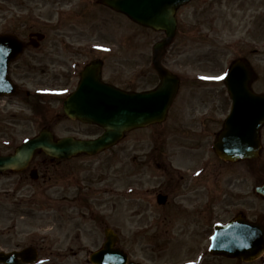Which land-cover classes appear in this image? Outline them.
<instances>
[{"label":"rangeland","instance_id":"rangeland-1","mask_svg":"<svg viewBox=\"0 0 264 264\" xmlns=\"http://www.w3.org/2000/svg\"><path fill=\"white\" fill-rule=\"evenodd\" d=\"M79 1L67 0L66 3L74 5ZM65 4L57 0H14L12 7L8 0L5 2L6 8H13L16 31L26 39L31 28L45 29V26H48L49 38L44 51L39 54L31 53L28 57H57L55 50L58 52L57 47L61 41L73 42L84 48L88 45L95 48L98 44H103L110 47H107L110 49V55H105L107 78L116 75L114 79L118 80L116 82L120 86L135 90L146 89L148 85L155 83L158 76L151 66L153 45L164 37V33L138 25L103 4L98 6L97 0L82 2L89 14L87 18H83L78 12L62 17L63 12L59 6ZM10 14L12 13L8 12V15ZM177 17L178 33L164 58V63L173 71L181 73L183 78L202 72L212 81L205 89L196 86L191 90L195 91L198 99L194 103L195 109L202 107L199 101L205 100L203 93L207 96L205 108L192 112L184 109L183 105H189L186 102L177 103L176 106L181 110L180 120L179 117L171 115L165 126V130L171 128L168 137L172 136L174 141H179L187 129L185 127L194 124L192 121L201 122V128H206L203 133L220 129V121L228 112L231 101L225 85L216 83L214 79L225 75L231 61L247 57L258 74L253 88L256 91H264V0H194L188 6H183L177 12ZM205 17L207 22L203 20ZM76 21L85 22L79 24L85 35L71 34ZM63 32L64 36H60ZM238 41L240 44H237ZM82 51H78L79 56L71 51L63 52L62 57L64 56L68 63L66 71L72 70L73 61L86 60L95 55L90 56V53ZM100 53L97 54L103 56L102 52ZM50 65L55 69V73L48 74V86L53 83L58 87L72 88L77 76L72 77L73 81L72 78L58 79L56 66ZM51 66L48 65L49 68ZM190 81L185 79V85ZM188 90L183 87V92ZM50 101V104H42L44 108H33L31 105L32 111L17 112L28 114L29 120L17 116L16 113L11 115L9 111H5L7 104L0 102V128L8 130L15 145L37 134L50 119L52 129L59 137L74 135L91 138L102 133L101 128L68 119L61 109V101ZM189 103L192 101L189 100ZM203 112H207V115H203ZM58 113L62 114L61 117H57ZM207 123L215 126H207ZM10 136L0 134V141L9 139ZM139 136V131H134L108 152L63 162L57 166L55 177L47 183L32 184L23 176L24 180L33 186H28L25 192L20 189L15 192L12 189L13 183L22 177L11 176L10 181L9 176L0 177V190L3 191L0 192V230H6L7 225L12 222L9 220L11 215L2 208L14 206L17 217L23 213L32 214L31 218L17 220L18 230L24 234L15 229V243L28 246L31 242L41 241V237H45L42 242L45 249L58 252L61 256L67 252L74 253V256L63 257L64 264H84L88 250L100 247L105 241L104 228L107 226L119 234L117 245L128 251L135 260L145 264H189L202 251L201 245L206 243L205 237L210 232L211 222L209 207L214 206L212 201L216 196H221L224 201L214 208L218 213L214 214L215 220L225 221L239 209H243L251 217L264 216V198L253 190L254 185L264 179V152L256 161L236 166L216 157L209 160L205 173L198 181L213 191V197L209 199L211 193L206 197V193L192 192L188 209L178 207L172 202L159 205L155 201L156 194L152 193L138 196L137 192L130 195L128 187H154L158 181L150 176L149 171L143 170L145 177L132 159L138 152ZM201 152L208 158L212 157L210 153L206 154L204 149ZM189 153H180L179 156L183 159H175L174 165L186 167L187 161L184 159L193 157ZM197 158L199 157H194V160ZM199 161H192L194 164L187 167L188 172L195 169ZM131 166L133 167L130 168ZM232 169L235 170L233 177ZM230 179L234 184L230 183ZM63 185L66 189L61 190L59 187ZM77 186L83 189V200L73 198L77 195ZM195 188L200 190L202 187L195 185ZM89 199L92 213L81 207V203ZM208 199L209 207L206 201ZM19 202L26 205L12 204ZM196 204L194 208L193 205ZM175 209L182 214L171 222V216L177 214ZM262 220L264 222V218ZM141 228L148 230L138 233L137 230ZM28 231L31 234L26 236ZM2 236L0 235V239H7L6 235ZM71 250L73 252H70ZM263 259L241 264H264ZM203 264L238 262L229 257L209 255Z\"/></svg>","mask_w":264,"mask_h":264},{"label":"water","instance_id":"water-1","mask_svg":"<svg viewBox=\"0 0 264 264\" xmlns=\"http://www.w3.org/2000/svg\"><path fill=\"white\" fill-rule=\"evenodd\" d=\"M189 0H104L113 8L125 12L138 23L165 30L167 38L155 46L154 60L159 69L162 83L148 92H126L100 79L101 61L96 60L82 72L79 89L65 103L66 113L71 118L96 123L105 128L103 135L96 139L83 140L66 137L55 141L50 132L43 131L37 138L18 147L16 154L0 157V168H22L26 166L37 147L53 156L70 157L78 153H98L116 144L124 132L147 126L165 119L171 101L177 92L178 80L159 64L158 50L173 38L176 29L175 12ZM253 72L242 61L233 64L226 84L234 108L224 125L216 143L217 153L226 160L254 157L260 147V127L264 124V96L254 94L250 89ZM243 222V220H239ZM235 224L221 227L214 241V252L228 256L238 255L243 260H251L264 251V236L254 235L250 246L243 245L235 238L242 230ZM244 223H240L242 226ZM115 239L108 235L104 249L97 252L98 264H124L122 254L113 249ZM108 253L112 256H108ZM126 258V256L124 255ZM107 262V263H106Z\"/></svg>","mask_w":264,"mask_h":264},{"label":"flooded vegetation","instance_id":"flooded-vegetation-1","mask_svg":"<svg viewBox=\"0 0 264 264\" xmlns=\"http://www.w3.org/2000/svg\"><path fill=\"white\" fill-rule=\"evenodd\" d=\"M7 0H0V33H15V16L13 14L8 15V12L13 13V8L9 10L5 7V2ZM13 7V1L14 0H8ZM42 28L40 27H33L28 31V35L37 31H41ZM48 37V35H47ZM24 41H27L24 36L21 38ZM37 39V38H35ZM29 42V40H28ZM30 43L38 44L36 40L30 41ZM39 47L37 49H42V52L44 51V47H40V43L38 44ZM58 52L55 53L57 57L54 58H47V57H28L29 54H38L35 49H33L30 45L27 46V48L24 50L22 56L9 64L8 67V76L11 80L12 85V91H17V95H19L18 100V108L25 109L27 106H30L31 103L38 104L39 107H44L42 104H50L51 101L55 102H64V97L60 98H47L45 96H37L34 94V85L30 89V85L32 83L40 82L41 84L48 86L46 76L48 75V71L55 72V69L51 66L50 68L47 67L48 64H53L56 66V70H58L59 75H56V77L60 78H72V70L66 71L67 61L64 60V56L62 57L63 52L65 49L70 50L76 55H80L78 51L75 50V48L71 45H68L64 43L63 41L60 42V46L57 47ZM81 71H79L80 74ZM50 87H56V84L50 83ZM32 98L36 100H31ZM1 99V98H0ZM156 126L153 125L149 127L150 129H154ZM185 133L183 135L189 136H195L196 139L200 140L203 136V133L199 131V128L194 127H186ZM148 129V128H146ZM171 130V128H170ZM155 135H158L161 137L162 130L159 128H155L154 132ZM142 140V139H141ZM192 143H195L197 146H195V149L198 150L199 148V141L193 140ZM162 145V144H161ZM206 148V147H205ZM143 155L140 159V170L144 167L150 168L152 171H156L158 174L153 176L158 179L157 184L153 187L156 190H153L152 194H158V193H164L168 196L167 204H170L171 202L178 207L182 205L184 201H188L190 197V193L195 191H200L203 194L206 193V197L208 195L207 189L208 187L204 185L203 183L199 182L198 177H191L188 174V171H183L180 169H177L171 161V141L168 143V149L167 153L159 152V146L157 143H152L150 147L145 151V146L141 145L140 147ZM14 151L13 147L8 148H0V155H9ZM173 156H176V153L172 154ZM65 159H55L47 156L46 154L42 152H36L34 154L33 159L31 160L29 166L20 171V175H26L29 171V169L34 168L37 170L38 173V179H43V183H47L48 181L52 180L53 174H52V168H56L57 171V165H60ZM206 171V170H205ZM204 171V172H205ZM10 173L9 171H5L3 173ZM253 177V176H251ZM200 183V184H198ZM231 184L233 181L231 180ZM195 185H199L202 188L199 190L195 188ZM182 186V187H181ZM256 184L254 185V192H255ZM62 188V187H61ZM158 188V189H157ZM23 191L27 190V186L24 185L22 188ZM175 193V194H174ZM77 195L74 196L79 198V200H83L82 196L83 194L79 191L76 193ZM150 194V192H149ZM90 200V199H89ZM149 200V199H148ZM150 204V203H149ZM81 207L87 209L89 213H91V206L90 202H82ZM176 210V209H175ZM177 214L174 216H171V222L176 219L179 215L182 214V212H179L176 210ZM7 213L11 215V218L9 217V220L11 224L7 225V229L4 231H0V235H3L4 237L6 235L7 239L3 240L0 239V251H3L5 254H10V258L8 261L0 260V264H64V258L67 256H74L73 254H68L69 252L65 254H59L58 252H55L53 250H47L43 247L41 241L35 240L30 243L29 246H35L36 250L32 252H26L23 253L25 257H27V260L22 259V253L17 251H21V249L24 246L17 245L15 243L14 239V233H15V210L14 207H10L7 210ZM2 240V241H1ZM70 252H73L72 250ZM18 254V256L16 255ZM87 258H84V264H90L89 259V253L87 252ZM34 257V258H32ZM81 264V263H80Z\"/></svg>","mask_w":264,"mask_h":264}]
</instances>
